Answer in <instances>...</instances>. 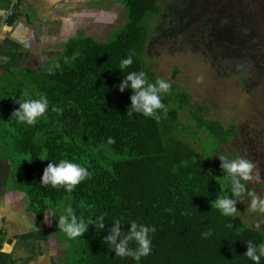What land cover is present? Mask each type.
<instances>
[{
	"label": "trees",
	"instance_id": "16d2710c",
	"mask_svg": "<svg viewBox=\"0 0 264 264\" xmlns=\"http://www.w3.org/2000/svg\"><path fill=\"white\" fill-rule=\"evenodd\" d=\"M162 1L118 0L126 9L127 22L114 39L98 41L85 35L69 39L61 58L48 70L25 72L16 80L15 91L2 97L0 150L18 169L17 183L38 220L43 222L46 209L67 197L85 220L105 216L103 231L90 225L83 237L64 233L65 255L57 264H255L245 257L246 243L264 244V231L247 224L238 212L225 217L211 206L217 196L230 194L217 156L238 157L227 153L232 139L238 138L235 124L225 127L207 117L186 92L173 89L161 94L167 112L159 110V120L127 115L133 93L119 91L123 77L144 71L149 82L158 78L148 68L145 53L154 31L150 24L162 15ZM262 12H252L254 21H260ZM233 13L230 16L238 15L247 27L254 22L251 16L246 20V9ZM231 30H218V36L226 35L227 44L234 39ZM245 39L262 58L264 33ZM129 55L133 64L121 72L120 62ZM41 93L49 101L44 117L34 125L12 117L19 107L14 97L38 99ZM183 110L189 112L184 122ZM109 138L115 143L109 144ZM62 159L81 164L90 173L72 192L41 185L48 163ZM115 219L121 220L122 231L129 230L132 221L155 227L149 255L137 261L109 250L103 241ZM208 231L212 234L204 238ZM130 246L136 247L135 242Z\"/></svg>",
	"mask_w": 264,
	"mask_h": 264
},
{
	"label": "rangeland",
	"instance_id": "374dc122",
	"mask_svg": "<svg viewBox=\"0 0 264 264\" xmlns=\"http://www.w3.org/2000/svg\"><path fill=\"white\" fill-rule=\"evenodd\" d=\"M160 7L161 17L150 24L154 31L145 53L148 68L158 78L169 81L170 90L186 92L191 104L201 106L207 117L220 120L225 127L236 125L238 138L232 139L227 153L233 152L254 163V178L244 183L264 198V69L261 66L264 54L259 57L245 39L251 34L258 38L264 33V12L258 22L252 15L264 11V0H163ZM236 9H246L245 18H252L253 24L247 27L238 15L231 17ZM86 14L81 26L87 31H79L78 36L88 34L98 41H111L127 22L126 9L118 0H99L96 8ZM237 19L241 20L240 24ZM204 21L211 29L209 34L202 27ZM226 27L232 29L234 37L229 44L224 40L226 35L218 36V30ZM41 67L47 70L46 64ZM19 78L15 73L0 82V114L2 97L15 91L12 88ZM188 117L189 112L181 111L182 122ZM6 137L3 135L2 140ZM249 200L245 198L237 204L238 214L247 224L264 231V212L252 211ZM69 206L71 199L67 197L46 209L49 218L46 221L51 226L47 232H53L60 240V244L56 240L55 261L65 255L66 235L58 228L57 221Z\"/></svg>",
	"mask_w": 264,
	"mask_h": 264
},
{
	"label": "crops",
	"instance_id": "0c3cea01",
	"mask_svg": "<svg viewBox=\"0 0 264 264\" xmlns=\"http://www.w3.org/2000/svg\"><path fill=\"white\" fill-rule=\"evenodd\" d=\"M98 4L99 0H0V82L15 73L23 77L25 72L46 71L41 67L45 64L48 70L61 58L65 43L86 30L81 26L86 13ZM18 175L0 153V264H57V238L47 232L48 217L41 222L32 212Z\"/></svg>",
	"mask_w": 264,
	"mask_h": 264
},
{
	"label": "clouds",
	"instance_id": "9594fccd",
	"mask_svg": "<svg viewBox=\"0 0 264 264\" xmlns=\"http://www.w3.org/2000/svg\"><path fill=\"white\" fill-rule=\"evenodd\" d=\"M133 64V58L129 55L121 60L119 70L127 69ZM171 83L163 78H157L154 83L149 82L147 74L144 71L129 72L123 77L118 85L119 91L123 93L126 89L132 90L131 106L127 115L133 113L143 114L148 117L160 119L159 110L167 112L166 105L162 103L161 94L167 93L171 88ZM22 94L19 99L13 98L19 107L13 112L18 122L34 125L38 119L45 116L49 101L45 94H40L38 99L25 98ZM109 144H114L113 138L108 139ZM221 161V169L224 178L229 182V195L217 196L212 205L218 209L225 217H230L239 212L238 203H243L245 198H250L249 207L252 211L264 212V198H260L249 190L244 181H251L255 165L252 161L244 158H230L225 155L217 156ZM88 169L81 164L68 159H62L58 163L51 161L44 169L41 185H51L53 188L63 186L67 192H72L77 185L89 178ZM258 179L259 176L257 175ZM58 228L69 238L83 237L88 232L90 225L105 230V216L101 215L95 219L85 220L83 216H78L71 206L67 207L66 214L58 219ZM130 228L122 231L120 219L113 220L110 235L104 237L103 243L110 245V251H113L119 257H131L140 260L150 254L152 240L150 233H155L153 226L137 221L130 222ZM231 227V225H229ZM212 233L210 231L203 233L204 238H208ZM135 242L136 247L130 245ZM247 251L245 257L251 259L255 264H261L264 258V244L256 245L252 241L246 243Z\"/></svg>",
	"mask_w": 264,
	"mask_h": 264
}]
</instances>
